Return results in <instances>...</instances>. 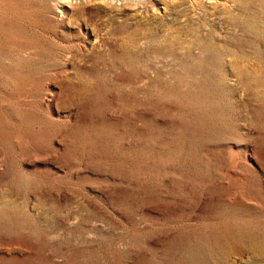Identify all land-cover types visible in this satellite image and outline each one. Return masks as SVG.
<instances>
[{"label": "rangeland", "instance_id": "374dc122", "mask_svg": "<svg viewBox=\"0 0 264 264\" xmlns=\"http://www.w3.org/2000/svg\"><path fill=\"white\" fill-rule=\"evenodd\" d=\"M0 264H264V0H0Z\"/></svg>", "mask_w": 264, "mask_h": 264}, {"label": "bare ground", "instance_id": "6f19581e", "mask_svg": "<svg viewBox=\"0 0 264 264\" xmlns=\"http://www.w3.org/2000/svg\"><path fill=\"white\" fill-rule=\"evenodd\" d=\"M64 1V0H63ZM69 1V0H68Z\"/></svg>", "mask_w": 264, "mask_h": 264}]
</instances>
